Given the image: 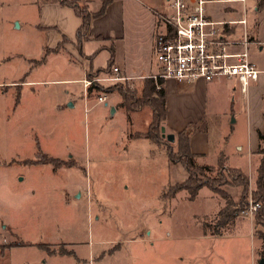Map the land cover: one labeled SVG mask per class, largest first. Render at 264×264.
<instances>
[{
    "label": "rangeland",
    "instance_id": "1",
    "mask_svg": "<svg viewBox=\"0 0 264 264\" xmlns=\"http://www.w3.org/2000/svg\"><path fill=\"white\" fill-rule=\"evenodd\" d=\"M22 1L0 0V82L18 77L19 83H40L20 89L16 109L19 89L0 86V204L10 193L13 218L0 220L4 224L24 223L20 237L39 240L58 252L65 249L63 242L56 243L60 238L78 242L75 247L82 257H87L85 250L92 243L105 250L116 246L118 251L102 264H188L197 246L204 244L201 228L209 232L215 220L226 219L227 209L241 204L218 205L214 197L213 201L207 197L211 191L206 187L198 191L194 203L184 201V191L175 201L165 202L175 196L176 185L187 176L181 165L166 154L172 143L165 135L171 132L165 127L163 138L144 139L142 136L152 131L147 129L149 120L131 112L129 119L125 118L122 138L121 112L125 111L112 99L108 109L118 110L112 114L98 101L106 95L108 102V95L116 96L117 92L83 90L79 81L84 76L83 66L70 56L69 61L65 60L59 49L46 52L48 31L38 28V8L24 6ZM248 46L249 56L256 55V46ZM101 62L102 56L98 60ZM112 74L122 77L114 71ZM104 76L110 75L101 74L99 78ZM144 79L132 81V86H140ZM116 82L102 84L107 87ZM75 95L76 105L66 106ZM235 115L234 138L240 146L246 139L245 111L238 110ZM39 149L59 156L65 164L55 169L51 165L19 164L23 159L35 158ZM74 156L83 162H75ZM210 166L212 172L205 173L207 177L219 170L217 164ZM225 178L229 179L228 174ZM226 188L221 186L224 192ZM20 193H26V201L21 204L14 199ZM153 228L162 239L151 247L145 243L140 251L133 240L145 234L148 240L154 238L149 234ZM257 229L258 235L259 230L264 231L259 225ZM219 244L220 250L230 251L239 264L253 248L244 239ZM75 261L70 258L68 264Z\"/></svg>",
    "mask_w": 264,
    "mask_h": 264
},
{
    "label": "crops",
    "instance_id": "2",
    "mask_svg": "<svg viewBox=\"0 0 264 264\" xmlns=\"http://www.w3.org/2000/svg\"><path fill=\"white\" fill-rule=\"evenodd\" d=\"M75 1L80 2L81 6H86L89 14H96L104 8L98 17L91 19V24L86 34L87 38L80 48L77 45L76 34L83 21L73 8L63 6L54 1L40 3L38 0H25V2L22 1V4L24 6L33 5L38 8V28L48 31V39L44 41L47 44L44 47L46 52H54L59 49V51L63 52L61 55L65 57V60L69 61L70 56L73 61H77L83 66L84 76L79 79L83 85V81L87 79L89 73H96L100 69L107 68L110 61L113 62L114 67H119L117 73L124 77V81L128 83L144 79L159 72V65L155 62L152 49L153 32L155 30L154 12L165 8V0ZM260 1L247 0L245 5L240 3H209L206 5V13L212 19L219 21L245 19V25L235 23L231 28L225 27L223 29L226 39L235 42L229 46L230 52L243 49L241 41L243 40L244 32L248 41L246 45L247 52L248 45L254 44L256 46L257 54L249 56V59L253 61L260 71L259 77L256 81L249 83L245 95L240 92L238 81L234 78L222 77V79L207 83L201 80L192 81V83L175 82L173 80L161 82V88L164 89L166 95V115L162 121V126L173 134L184 131L189 136V150L191 154L196 155L197 164L210 167V165L220 162L224 164V168L237 169L245 174L248 178L250 192L255 189L256 167L262 156V154L258 153V149L262 146V141L258 134L263 133L264 130V4L260 5ZM61 45L63 46L61 47ZM101 56L103 62L99 64L98 60ZM15 78L0 82V86H16L19 89L16 97H20V89H23L24 86L40 83L31 80L19 83L17 82L18 77ZM84 89H88V87L85 88L83 86ZM108 96V102L103 103L105 109H108L112 99L118 105L121 103V96L118 93H116V96H113V94ZM76 97V95L72 96L68 100L69 103L72 102L73 104L71 107L76 105L74 102ZM19 102L16 100L15 109L18 107ZM114 109L117 113L118 110L115 107ZM238 110L245 111L244 123L246 127L244 133V138L246 139L240 146L234 138L236 136L234 132L236 124L235 114ZM121 114L124 127L126 112H121ZM231 116L232 119H230ZM122 138H125V127L123 128ZM38 144L37 141L36 145ZM243 145H245L244 155L242 153ZM227 148H230V150ZM27 159L21 160L19 164L23 166L47 165H25L24 162ZM73 159L80 164L83 162L82 159L75 156ZM72 167L69 168L71 169ZM19 180L24 179L20 178ZM225 187H227L224 189L227 195L221 196L211 190V192L207 193V197L210 200L212 199V201L214 197L218 205L239 204L240 187L230 185ZM182 191L187 197L184 201L194 203L198 191L195 198L189 200L185 190H180V193H175L173 198L167 199L165 202L171 203V200L175 201L180 197ZM216 196L223 200L224 203H219ZM25 198L26 193H20L14 197L20 204L21 201H26ZM236 207L237 205H234L232 210L227 209L225 220H215L212 223L214 226L211 225L212 228L209 232L202 230L200 227L202 231L201 240L204 244L197 246L198 251L196 255L188 258V264H239L238 261L232 258L230 251L227 253L220 250L219 243L228 239H244L248 240L250 245H253V248L249 250L248 257L245 256L244 261L240 264H259V259L264 257H261L262 244L261 238L257 234V226L253 224V218L243 212L233 213ZM11 210L9 193V197H6L3 203L0 204V219H13L10 215ZM231 213L233 214L231 215ZM23 228L24 223L14 221L4 224L0 220V264H68L70 258L76 260L72 264H102L106 257H110L114 252L118 251L116 246L105 250L98 247L95 248L92 243L85 250L87 257H82L76 250L78 242L75 243L61 238L56 243L63 242L65 244L63 251L58 252L54 247H47L48 250H44L40 248V245H44V243L39 242V240L24 239L19 236V230ZM155 231L156 228H153L149 232L150 237L151 235L154 237L150 240L144 238L147 236L146 234L145 236L138 235V238L133 240V242L138 243L140 251L146 246L145 243H148V247H151L156 242H160L162 235ZM129 241L132 240L129 239ZM104 244L97 242V245Z\"/></svg>",
    "mask_w": 264,
    "mask_h": 264
},
{
    "label": "built area",
    "instance_id": "3",
    "mask_svg": "<svg viewBox=\"0 0 264 264\" xmlns=\"http://www.w3.org/2000/svg\"><path fill=\"white\" fill-rule=\"evenodd\" d=\"M247 0H165L163 10L154 12L155 30L153 32V56L159 65V72L149 75L155 81L156 89L161 88L157 81L173 80L177 82L204 81L234 78L238 81L240 92L245 95L249 83L258 79L259 70L250 61L247 52L245 32L241 45L243 49L230 52L229 46L235 42L227 40L223 29L231 28L235 23L245 25L242 20H215L206 13L209 3H240ZM119 67L114 68L118 72ZM124 81V77L104 76L85 79L84 87L94 82ZM98 101L107 102L106 95ZM245 209L242 211L254 218L260 208L250 193ZM241 212V213H242Z\"/></svg>",
    "mask_w": 264,
    "mask_h": 264
},
{
    "label": "trees",
    "instance_id": "4",
    "mask_svg": "<svg viewBox=\"0 0 264 264\" xmlns=\"http://www.w3.org/2000/svg\"><path fill=\"white\" fill-rule=\"evenodd\" d=\"M40 3L46 2H58L59 4L71 7L74 9L76 14L82 19L83 23L81 27L78 29L76 37L78 41V48H80L81 44L87 38L86 34L89 30L91 19L94 17H98L104 10L102 8L96 14H89L86 6H81L80 2L75 0H38ZM264 4V0L260 1V5ZM108 67L105 69H100L96 73H89V79H93L95 77H100L101 74H111L114 71L113 62L110 61L107 65ZM162 81L158 80L157 84H161ZM88 93L92 91L97 92H108L113 93L117 92L121 96V103L119 106L123 108L126 112V117L129 119V115L135 113L143 120H149L147 123V129L152 130L148 132L147 135L142 136L144 139L154 140L156 138H163L161 133V125L162 121L165 119L166 110H165V91L163 88L156 89L155 81L146 77L138 87H133L132 83L124 82H116L111 86H105L102 83L94 82L87 89ZM17 102H19V97H16ZM148 131V130H147ZM157 133V134H156ZM138 136V135H137ZM258 137H260L262 141V146L258 150V153L262 154L259 164L257 165V174L255 180V189L250 192L251 198L255 203H260V208L255 213L254 216V224L256 226L262 227L264 229V130L263 133H259ZM166 139V138H165ZM167 140V139H166ZM173 141H169L172 145H169L166 148V154L170 158L171 161H175L181 165L183 170L186 172V178L180 182V184L176 185L173 194L176 191L185 190L188 199L192 200L195 198L197 191L202 187H207L210 191L225 196V192L221 189V186H238L240 187V195H239V207L237 206L233 213L242 212L247 203V197L249 193V184L248 178L245 174L240 172L237 169L217 166L219 167L218 172L215 176L207 177L205 173L210 174L212 172L211 166L207 165H199L196 162V155L191 154L189 150V136L184 132H178L173 136ZM25 165H42L47 164L51 165L53 169L56 167L65 164L64 161L59 160L58 158H54L49 154L42 152L39 150L38 155L35 159H27L24 162ZM55 167V168H54ZM225 174H228L229 179L225 178ZM218 177V178H217ZM223 179V180H222ZM222 180V181H221ZM231 213V215L233 214ZM259 237L261 238V257H264V231L261 230ZM40 248L48 250L47 246L40 245Z\"/></svg>",
    "mask_w": 264,
    "mask_h": 264
},
{
    "label": "water",
    "instance_id": "5",
    "mask_svg": "<svg viewBox=\"0 0 264 264\" xmlns=\"http://www.w3.org/2000/svg\"><path fill=\"white\" fill-rule=\"evenodd\" d=\"M73 104H72V102L71 103H69V107H71ZM110 112L112 113V114H114L115 113V109L114 108H111L110 109ZM163 131H164V126L161 128V133L163 134ZM165 138L167 139V140H169V141H173L172 139H173V135L172 134H170V133H168V134H166L165 135ZM260 261H259V264H264V258H261V259H259Z\"/></svg>",
    "mask_w": 264,
    "mask_h": 264
}]
</instances>
